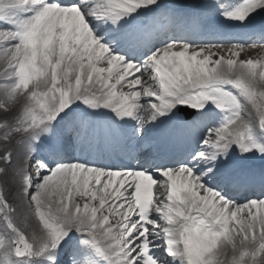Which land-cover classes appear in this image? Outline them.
Returning a JSON list of instances; mask_svg holds the SVG:
<instances>
[{
	"label": "snow or ice",
	"instance_id": "snow-or-ice-1",
	"mask_svg": "<svg viewBox=\"0 0 264 264\" xmlns=\"http://www.w3.org/2000/svg\"><path fill=\"white\" fill-rule=\"evenodd\" d=\"M181 7L0 0V264H264V172L243 168L264 161V62L156 28L211 14L264 37V0Z\"/></svg>",
	"mask_w": 264,
	"mask_h": 264
},
{
	"label": "bare ground",
	"instance_id": "bare-ground-1",
	"mask_svg": "<svg viewBox=\"0 0 264 264\" xmlns=\"http://www.w3.org/2000/svg\"><path fill=\"white\" fill-rule=\"evenodd\" d=\"M167 3L175 5L176 7L182 6V5H186V4H190L193 2H196V0H166ZM230 3H235L236 0H229ZM177 26L179 24H176ZM180 25H182V23H180ZM175 26V25H174ZM221 40H239L241 43L244 44H248V45H256L253 47H246L244 49L241 50L239 58H238V62H246L248 60H253L254 62L259 61V62H264V46H259V45H264V37H262L259 33H252V34H244L241 32H238L235 34V36H233L232 38H226V39H221ZM221 40H213L212 42H216V41H221ZM175 42V41H174ZM180 42H189V40L184 39V40H180ZM194 41H191L189 43H193ZM205 42V41H202ZM199 50V49H198ZM232 51L231 48H214L213 52L215 53V55L212 57V59H217L219 57H223L225 60L230 58V52ZM0 71H3V65H0ZM118 90L119 89L118 87ZM122 91L127 92V89H122ZM14 140H19L21 139L20 137H14ZM4 147L8 148L9 150H11L14 154L18 151V147L13 146V145H5ZM2 150V149H0ZM4 187L6 189L9 188L8 184H5ZM157 191H163L162 188H157ZM255 195H252L253 199L256 198L257 196H259L260 194V189H258L257 191L253 192ZM249 196V195H248ZM248 196H246L245 198H241V196L239 195H235V199L241 203H244L247 201ZM19 199V198H17ZM74 203H80V198L77 197L75 201H73ZM17 209H18V217L22 218V215L25 211V207L21 206L19 203H17Z\"/></svg>",
	"mask_w": 264,
	"mask_h": 264
}]
</instances>
